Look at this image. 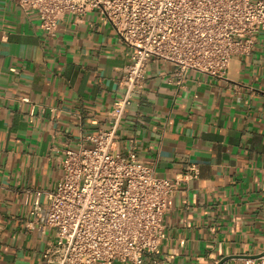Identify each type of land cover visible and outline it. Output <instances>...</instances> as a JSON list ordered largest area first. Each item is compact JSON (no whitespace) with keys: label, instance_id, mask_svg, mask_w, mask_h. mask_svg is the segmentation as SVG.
Segmentation results:
<instances>
[{"label":"crops","instance_id":"1","mask_svg":"<svg viewBox=\"0 0 264 264\" xmlns=\"http://www.w3.org/2000/svg\"><path fill=\"white\" fill-rule=\"evenodd\" d=\"M129 62L96 11L64 15L48 38L37 14L0 0V264H46L52 235L29 230L27 201L46 204L63 150L109 128ZM173 69L149 62L116 138L159 179L199 171L174 194L145 264H243L264 253V31L221 78L190 71L180 87Z\"/></svg>","mask_w":264,"mask_h":264},{"label":"built area","instance_id":"2","mask_svg":"<svg viewBox=\"0 0 264 264\" xmlns=\"http://www.w3.org/2000/svg\"><path fill=\"white\" fill-rule=\"evenodd\" d=\"M25 14H37L48 38L66 14L98 12L128 48L123 94L115 100L107 130L66 148L62 175L47 203L29 204V230L51 234L46 264H145L165 237L163 218L182 183L198 177L191 167L175 180L155 177L132 143L116 149L127 108L144 93L148 64L173 66L176 84L190 71L223 77L234 56H250L264 31V0H15ZM6 40V36H3ZM28 101V100H24ZM243 264H264V255Z\"/></svg>","mask_w":264,"mask_h":264},{"label":"water","instance_id":"3","mask_svg":"<svg viewBox=\"0 0 264 264\" xmlns=\"http://www.w3.org/2000/svg\"><path fill=\"white\" fill-rule=\"evenodd\" d=\"M262 255H264V253L261 254V255H258V256H252V257H248V258L257 259V258L261 257ZM222 263H223V262H222ZM222 263H221V264H222Z\"/></svg>","mask_w":264,"mask_h":264}]
</instances>
